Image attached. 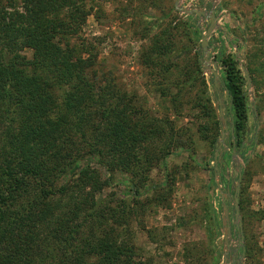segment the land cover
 Segmentation results:
<instances>
[{
    "label": "rangeland",
    "instance_id": "obj_1",
    "mask_svg": "<svg viewBox=\"0 0 264 264\" xmlns=\"http://www.w3.org/2000/svg\"><path fill=\"white\" fill-rule=\"evenodd\" d=\"M86 8L89 14L78 38L65 44L94 56L97 81L111 82L124 93L126 107H133L138 116L147 115L156 130L123 160L106 151L102 157L96 151L92 154L95 134L79 135L73 148L80 155L74 153L79 160L72 172L81 177L82 170L89 168L92 183H82L85 192L105 205L126 206L127 232L136 244L138 264H238L243 250L242 264H264V220L258 214L264 209V0H86ZM180 8L206 14L199 17ZM213 12L218 23L208 37L207 63L201 43ZM157 41L172 46L159 58L152 55ZM23 53L33 55L31 49ZM225 54L236 57L246 79L249 118L241 146L235 144L232 102L223 84L226 71L220 56ZM148 56L155 57L154 64H146ZM197 58L202 74L195 83L185 84L182 80L193 73L189 71ZM210 67L220 75L218 92ZM202 78L206 95L201 91ZM221 108L228 130L219 146L226 130ZM2 120L3 129L8 122ZM99 121L101 115L96 114L92 126ZM5 132L0 134V151ZM239 169L243 205L236 221L233 206ZM133 181L140 184L142 194L130 188ZM222 193L232 224L227 243ZM33 195L30 188L29 196ZM55 199L61 209L56 210L57 216H62V200ZM82 220L81 214L77 222ZM238 222L243 226L242 243ZM6 237V232H0L2 246Z\"/></svg>",
    "mask_w": 264,
    "mask_h": 264
},
{
    "label": "trees",
    "instance_id": "obj_2",
    "mask_svg": "<svg viewBox=\"0 0 264 264\" xmlns=\"http://www.w3.org/2000/svg\"><path fill=\"white\" fill-rule=\"evenodd\" d=\"M88 14L86 0H0V127L2 119L8 122L0 128V134L6 131L0 151V232H6L3 241L10 246L0 244V264H138L126 206L105 205L85 192L82 183H92L89 168L81 177L72 172L79 160L73 148L79 135L95 134L92 154L102 157L106 151L123 160L156 130L147 115L126 107L124 93L111 82L97 81L94 56L65 44L78 38ZM25 49L33 51L32 57ZM171 49L170 42L157 41L152 55L159 58ZM155 57L148 56L146 64H154ZM220 59L235 144L241 146L249 118L246 79L236 57ZM189 72L182 80L188 85L202 74L198 58ZM201 82L205 94L207 83ZM202 99L209 101L208 96ZM96 114L101 121L93 127ZM130 188L142 194L138 182ZM240 194L242 206L243 187ZM54 198L62 200V216H57ZM258 214L264 220V209Z\"/></svg>",
    "mask_w": 264,
    "mask_h": 264
},
{
    "label": "water",
    "instance_id": "obj_3",
    "mask_svg": "<svg viewBox=\"0 0 264 264\" xmlns=\"http://www.w3.org/2000/svg\"><path fill=\"white\" fill-rule=\"evenodd\" d=\"M179 1L180 0H177V3H179ZM180 9L183 10V11H187L189 13H196L197 16H199V17H201V16L206 14V12L204 10H197V9L186 10L184 8H180ZM217 20H218V17L213 12V14L211 15V24H210V26L208 28L207 33L203 36L202 43H201V46H202L203 50L205 51V58H206V62L207 63H209V61H210L209 60L210 53L208 52V37H209L210 33L217 27V23H218ZM239 60L241 61V59H239ZM206 62L204 64H205L206 67H208V64H206ZM210 69L212 70L213 75H214V87H215V90H217V92H218L220 87H221V85H220V75H219L218 71L215 68L210 67ZM246 74L248 75L247 71H246ZM248 78H249V82H248L249 86H251L252 85V81H251V78H250L249 75H248ZM219 103L222 104V99L221 98H219ZM220 115H221L223 121L226 123L227 121H226V118H225V113H224L222 108H221V111H220ZM225 129L226 130L222 132V140H221L219 146L222 145L225 133L228 130V124L227 123L225 124ZM216 156H217V153H216ZM242 178H243L242 170L239 169V179H238V183L236 185V189H235V192H234V207H235V220L236 221H238L240 219V190H241ZM225 196H226V194L222 193V203H223V206H224L223 219L225 220V222H228L227 227H226L227 235H226V238H225V241L227 243L228 242V237L232 235V224L230 223L231 222L230 221V208H229V206L226 203ZM237 227L239 229V233H240V236H241L242 232H243L242 223L238 222ZM240 238H241L240 239V243H242L243 242L242 236ZM244 256H245V250H243L242 254L239 256V259L237 260L238 264H242V259L244 258Z\"/></svg>",
    "mask_w": 264,
    "mask_h": 264
}]
</instances>
